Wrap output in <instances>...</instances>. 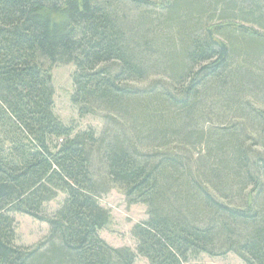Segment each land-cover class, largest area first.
Instances as JSON below:
<instances>
[{"label": "trees", "instance_id": "16d2710c", "mask_svg": "<svg viewBox=\"0 0 264 264\" xmlns=\"http://www.w3.org/2000/svg\"><path fill=\"white\" fill-rule=\"evenodd\" d=\"M262 1L0 0V264H264ZM46 61L103 131L59 118ZM115 187L148 206L135 249L100 235ZM16 213L46 239L17 245Z\"/></svg>", "mask_w": 264, "mask_h": 264}, {"label": "rangeland", "instance_id": "374dc122", "mask_svg": "<svg viewBox=\"0 0 264 264\" xmlns=\"http://www.w3.org/2000/svg\"><path fill=\"white\" fill-rule=\"evenodd\" d=\"M264 3V0L262 1ZM249 3H244V8L248 7ZM263 5V4H262ZM131 10V7L127 8ZM137 11V10H136ZM148 14V11H147ZM130 16H132L130 14ZM162 17V16H161ZM159 18V16H158ZM163 19V18H162ZM154 20V19H152ZM156 23V21L154 22ZM244 26L252 29H257L255 24L241 22ZM158 28L154 24L153 29ZM48 77L54 86V103L55 113L59 118L68 125H73L75 132L87 128H94L98 133L103 131L104 122L99 116L87 114L81 116L78 113L77 106L72 101L73 94V79L72 75L75 70L74 63H54L44 62ZM264 71V70H263ZM149 80L145 82H136V86H145ZM264 91L261 90L259 96L252 97L255 105L264 107ZM257 103H256V102ZM250 189V187H249ZM64 195H60L55 200L45 205L47 214H53L63 201ZM101 204L110 211V220L108 224L100 231L101 237L110 245L115 247H130L136 248V239L133 235V227L136 223L147 219L148 206L143 203L129 205L126 201L124 191L115 187L110 192L102 196ZM16 220V244L20 246L33 247L44 241L49 235V225L45 221L34 219L33 217L24 214H14ZM134 264H149L147 258L137 255ZM187 264H245L244 261L235 253L231 252L225 255L211 256L201 254L196 258L190 259Z\"/></svg>", "mask_w": 264, "mask_h": 264}]
</instances>
